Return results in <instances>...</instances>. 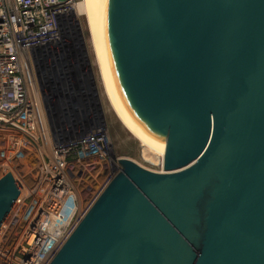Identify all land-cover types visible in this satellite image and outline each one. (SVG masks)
<instances>
[{"label": "water", "instance_id": "obj_1", "mask_svg": "<svg viewBox=\"0 0 264 264\" xmlns=\"http://www.w3.org/2000/svg\"><path fill=\"white\" fill-rule=\"evenodd\" d=\"M86 2L109 92L164 170L120 158L49 264H264V0ZM19 195L8 172L0 229Z\"/></svg>", "mask_w": 264, "mask_h": 264}, {"label": "built area", "instance_id": "obj_2", "mask_svg": "<svg viewBox=\"0 0 264 264\" xmlns=\"http://www.w3.org/2000/svg\"><path fill=\"white\" fill-rule=\"evenodd\" d=\"M82 1L0 0V179H20L2 225L10 264H49L121 169L84 81Z\"/></svg>", "mask_w": 264, "mask_h": 264}, {"label": "rangeland", "instance_id": "obj_3", "mask_svg": "<svg viewBox=\"0 0 264 264\" xmlns=\"http://www.w3.org/2000/svg\"><path fill=\"white\" fill-rule=\"evenodd\" d=\"M88 26L89 24L87 23V19L85 15H81L80 17H78L76 31L78 32L80 36V40L82 41L81 44L82 51H84V55L85 54L88 55V58L90 60L89 64L93 77L92 84L95 86L94 89L96 90V93L98 95V99L103 110L104 118L108 125L114 152L118 157L131 159L146 169L156 172L163 171L164 154H162L158 150H153L149 148L148 146L144 145L141 141H139L135 136H133L123 126V124L119 121L114 111L112 110L104 92L103 83L101 80V73L99 70L95 52L93 50V46L89 36ZM86 66H88L87 63ZM41 145L44 151H47L51 144L44 143ZM24 156L26 158L24 159L23 157V159L19 162L21 173L27 169V165L25 164L24 160L29 158L28 154ZM15 174L17 181L20 180L17 171Z\"/></svg>", "mask_w": 264, "mask_h": 264}, {"label": "bare ground", "instance_id": "obj_4", "mask_svg": "<svg viewBox=\"0 0 264 264\" xmlns=\"http://www.w3.org/2000/svg\"><path fill=\"white\" fill-rule=\"evenodd\" d=\"M74 12H75L76 17H80L81 15H85L86 16L87 23L89 24V26H88L89 27V36H90V39H91V43H92V46H93V50L95 52V56H96V59H97V63H98V66H99V70H100V73H101V80H102V83H103L104 92H105L106 98H107V100H108V102H109L112 110L114 111L115 115L117 116V118L119 119V121L123 124V126L133 136H135L139 141H141L144 145L148 146L149 148H151L153 150H158L162 154H165V151L164 150L158 149L157 147L153 146L152 144H150L149 142H147L146 140H144L142 137H140L136 133V131L129 125V123L124 119V117L122 116L121 112L117 108V106H116V104H115V102H114V100H113V98H112V96H111V94L109 92V88H108V85H107V82H106V78H105V75H104V71H103V68H102V65H101V61H100V58H99V53H98V49H97V45H96V41H95V36H94V32H93L92 23H91V19H90V15H89V11H88V6H87L86 0H83L81 3H79L78 6L74 9ZM84 57H85V59H87L88 55H87V57H86V55ZM89 71H90V69H89ZM95 96H96V100H97V108H98V111L101 113V112H103V110H102L101 104L99 102L97 93H96ZM4 162H6V161H4ZM14 172L16 173V170H14L12 168L11 169V173L13 174V176L16 179V174ZM4 227H5V225L2 227V230L0 232V263H2V264H10L12 262V252L13 251L12 250H10V251L9 250H5L6 248L9 247V245H8L9 244V241H7V238L4 236V232H3V228ZM2 252L3 253H6V254L3 255Z\"/></svg>", "mask_w": 264, "mask_h": 264}]
</instances>
